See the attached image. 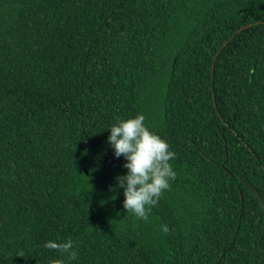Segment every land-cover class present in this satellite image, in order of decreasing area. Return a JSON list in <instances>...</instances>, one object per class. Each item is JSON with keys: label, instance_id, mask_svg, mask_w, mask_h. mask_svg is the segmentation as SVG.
<instances>
[{"label": "trees", "instance_id": "obj_1", "mask_svg": "<svg viewBox=\"0 0 264 264\" xmlns=\"http://www.w3.org/2000/svg\"><path fill=\"white\" fill-rule=\"evenodd\" d=\"M137 114L176 153L149 222L107 140ZM244 181L264 201V0H0V264H264Z\"/></svg>", "mask_w": 264, "mask_h": 264}, {"label": "clouds", "instance_id": "obj_2", "mask_svg": "<svg viewBox=\"0 0 264 264\" xmlns=\"http://www.w3.org/2000/svg\"><path fill=\"white\" fill-rule=\"evenodd\" d=\"M145 120L143 114L127 120L118 119L110 127L107 140L114 149V156H123L127 161L123 165L127 174L116 177L117 186L123 189L124 209L149 222L151 209L159 203L164 192L171 189L177 173L171 164L176 153L166 140L150 130ZM161 231L168 233L170 229L162 225ZM44 247L67 256V260L54 259L50 264H68L77 258L71 238L59 243L49 240Z\"/></svg>", "mask_w": 264, "mask_h": 264}, {"label": "water", "instance_id": "obj_3", "mask_svg": "<svg viewBox=\"0 0 264 264\" xmlns=\"http://www.w3.org/2000/svg\"><path fill=\"white\" fill-rule=\"evenodd\" d=\"M245 184L248 186V188L250 189V191L253 193V195L255 196V198H257V200L259 201V206L261 208L260 213H264V201L261 198L260 194L256 191V189L250 185L247 181H244Z\"/></svg>", "mask_w": 264, "mask_h": 264}]
</instances>
